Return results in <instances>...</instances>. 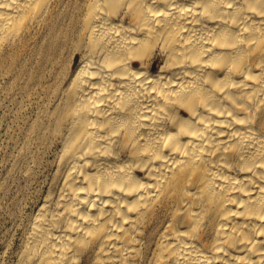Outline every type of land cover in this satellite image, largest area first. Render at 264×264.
I'll use <instances>...</instances> for the list:
<instances>
[{
	"label": "bare ground",
	"instance_id": "obj_1",
	"mask_svg": "<svg viewBox=\"0 0 264 264\" xmlns=\"http://www.w3.org/2000/svg\"><path fill=\"white\" fill-rule=\"evenodd\" d=\"M13 78L54 148L17 264H264V0H0Z\"/></svg>",
	"mask_w": 264,
	"mask_h": 264
},
{
	"label": "rangeland",
	"instance_id": "obj_2",
	"mask_svg": "<svg viewBox=\"0 0 264 264\" xmlns=\"http://www.w3.org/2000/svg\"><path fill=\"white\" fill-rule=\"evenodd\" d=\"M68 61L66 52L46 81L53 82L61 67L66 71ZM48 96L45 86L0 80V264H17L27 225L53 187L54 148L38 144L33 130L37 114L51 105ZM31 135V147L23 152Z\"/></svg>",
	"mask_w": 264,
	"mask_h": 264
}]
</instances>
